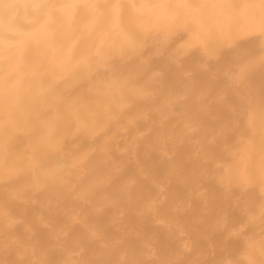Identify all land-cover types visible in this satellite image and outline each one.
<instances>
[{"label": "snow or ice", "instance_id": "6c2138e0", "mask_svg": "<svg viewBox=\"0 0 264 264\" xmlns=\"http://www.w3.org/2000/svg\"><path fill=\"white\" fill-rule=\"evenodd\" d=\"M47 3L48 0H33L36 10ZM77 3L84 12L80 30L87 38L61 50L58 71L70 74L68 91L57 96L50 106H63L70 124L64 135H57L53 123L46 122L43 126L48 133L34 142L36 114L4 106L0 108V130L5 133L0 137V157L13 172L20 166L35 170L41 147L52 153L62 152L64 137H76L82 132L94 141L104 131L95 123L100 105H89L71 91L88 83L90 95L111 101L103 109L107 119L116 122V131L105 135L101 143L79 151L72 164V174L65 172L62 161L36 172L33 184L26 191H43L50 185L54 189L40 203L38 222L50 226L49 214L54 212L67 216L71 223L85 226L90 216L98 217L111 209L118 210L120 218L128 211L139 216L153 215L179 241L176 254L168 260V264H179L184 253L193 251L194 237L210 214L215 213L213 231L222 230L227 224V212L212 186L223 190L224 199L234 189L244 192L259 186L264 191V155L253 158L252 139L257 132L264 134V96L238 93L240 110L245 113L252 135L239 137L233 144L225 140L232 123H218L222 109L237 112L227 88L217 86L214 73L207 83L196 79V73L207 71L209 62L217 60L223 48L255 38L264 44V23L253 21L252 5L236 6L231 0H127V3L108 0L104 4L99 0H77ZM59 11L71 22L72 15L66 7ZM126 16L134 22L131 29L122 26V18ZM105 18L109 20L107 26L98 27ZM47 24L48 19L41 23L42 31H46ZM177 37L179 40L174 43ZM149 42L153 44L152 53L141 56L134 71L119 75L117 61L121 65L127 63ZM47 46L51 47L50 40ZM165 52L166 63L149 70L154 58ZM194 57L196 62L185 67ZM258 63L241 64L225 73V78L230 83L241 84ZM170 67L181 71L175 85L166 87L165 74ZM124 114L127 115L121 123ZM18 142H23V148L12 152V146ZM185 148L190 150L186 158L196 162L189 176L183 175L177 159ZM165 162L164 177L156 179L153 167ZM127 167H131L130 172H126ZM85 178L81 187H74V179L79 183ZM173 178L190 185L195 196L173 199L168 214L159 216L161 207L169 201L168 188ZM145 181L151 182L156 195L141 200L140 190ZM65 194L70 195L71 206L63 203ZM0 212L8 216L6 209ZM184 216L188 219L181 222ZM238 231L234 229L233 234ZM89 232L92 237L98 236L94 227ZM193 264H201L199 255Z\"/></svg>", "mask_w": 264, "mask_h": 264}, {"label": "clouds", "instance_id": "9594fccd", "mask_svg": "<svg viewBox=\"0 0 264 264\" xmlns=\"http://www.w3.org/2000/svg\"><path fill=\"white\" fill-rule=\"evenodd\" d=\"M108 0H99L107 3ZM210 2V0H197ZM240 6L244 3L252 5L250 15L254 22L264 23V0H231ZM127 3V0H121ZM66 7L71 12L69 22L65 14L59 11ZM50 14V19H49ZM48 19L46 31L40 28ZM84 19L83 9L77 0H48L47 6L36 10L33 0H0V108L11 105L22 110H30L36 114L32 139L39 142L48 133L43 125L52 122L57 135H64L70 124V118L64 113L63 106L54 105L55 98L68 91L67 82L70 74L58 71L60 52L77 40H84L87 34L80 30ZM109 20L102 19L98 25L107 26ZM122 26L133 28L131 17L122 18ZM184 35V34H182ZM51 47H48V41ZM177 37L175 42H178ZM12 42L11 44L9 42ZM174 43L172 46H174ZM211 43H215L212 41ZM153 51L149 44L139 54H134L121 65L117 61V73L127 75L135 70L141 56H148ZM167 52L155 57L151 68L161 67L166 63ZM243 83H230L225 73L234 71L241 64L252 65ZM196 62L186 63L190 67ZM180 69L170 67L165 74L166 87H172L179 79ZM216 75L217 86H225L230 101L237 106V112L227 109L220 111L218 123L231 122L232 129L226 136V142L235 144L239 137L252 135L246 124V116L239 106V94L252 92L257 98L264 96V44L258 38L240 40L234 47H225L215 61L209 62L207 71H198L196 79L199 83H207L210 74ZM145 72V77L147 76ZM90 85L83 83L71 91L83 98L84 102L96 106L95 123L104 131L93 141L86 132L76 137L65 136L62 152H48L41 147L37 156L38 168L20 166L16 172L11 171L8 164L0 157V209H6L8 216L0 212V264H168L169 256L154 253L150 248H142L134 253L127 249L115 252L116 258L100 260L101 255L111 251L109 245H103L105 252H90V239L83 233L74 235V223L63 215L59 227H46L37 220L41 212L40 203L53 191L50 185L43 191H26L33 184L34 176L40 168H47L62 161L64 170L72 174V164L79 151L87 150L91 144H99L105 135L116 131V122L109 121L103 109L105 103L111 101L103 97L90 95ZM121 116L122 123L125 116ZM0 130V137L4 135ZM253 139V158L264 155V134L257 132ZM78 146V147H76ZM23 148V142L12 146L16 152ZM95 159V157H93ZM131 167L126 168L130 172ZM87 178L76 183L81 187ZM217 197L227 212V224L222 230L211 229L215 213L209 215L201 231L195 235L196 244L192 252L184 253L179 264H193L194 258L200 256L201 264H264V191L259 186L250 187L241 192L234 189L224 199L225 193L218 186H212ZM25 193L21 196L19 194ZM63 203H73L69 194H65ZM83 211L87 213V207ZM195 211V207L193 209ZM59 213H50L56 217ZM190 215V214H189ZM14 221V222H13ZM234 229L240 231L233 234Z\"/></svg>", "mask_w": 264, "mask_h": 264}, {"label": "bare ground", "instance_id": "6f19581e", "mask_svg": "<svg viewBox=\"0 0 264 264\" xmlns=\"http://www.w3.org/2000/svg\"><path fill=\"white\" fill-rule=\"evenodd\" d=\"M190 151L185 148L178 155V163L183 169V175H191L196 166L194 160L187 159V153ZM155 159V158H154ZM153 176L156 179L163 178L167 171V164L157 163L152 169ZM156 195V190L150 181H145L140 190L141 200L153 197ZM189 195L195 196L192 193L191 187L182 182L179 178H173L168 188V203L164 204L159 212V216L168 214V207L171 201L175 198H184ZM181 222H186L188 216L181 217ZM63 220V214L56 217H49V222L53 227H59ZM95 228L98 232L97 237L90 235L89 229ZM83 233L90 241V252H105L103 245L110 246L111 251L108 254L101 255L100 260H112L116 258L115 252L127 249L129 253L137 252L142 248H154L158 254L169 256L174 253L179 245L176 239L167 227L157 223V217L153 215L139 216L134 211H128L120 218L119 211L111 209L106 211L101 216H90L87 226L85 224H74V235Z\"/></svg>", "mask_w": 264, "mask_h": 264}]
</instances>
